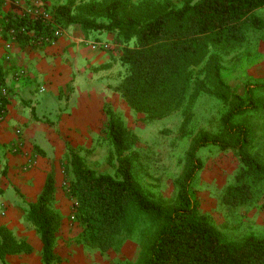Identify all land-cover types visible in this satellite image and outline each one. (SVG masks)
I'll list each match as a JSON object with an SVG mask.
<instances>
[{
    "label": "trees",
    "instance_id": "obj_1",
    "mask_svg": "<svg viewBox=\"0 0 264 264\" xmlns=\"http://www.w3.org/2000/svg\"><path fill=\"white\" fill-rule=\"evenodd\" d=\"M261 8L264 0H62L46 8L52 16L48 25L15 13L0 18L4 33L13 31L22 46L49 36L53 26L58 30L77 26L86 36L114 34L121 46L122 67L115 91L128 108L149 120L178 114L182 117L178 132L188 138L194 135L174 198L167 203L151 197L141 185L137 139L122 119L106 109L114 174H97L80 154L69 156L68 193L75 201L74 219L81 228L78 241L84 248L106 257L119 253L124 241L140 239L148 222L155 231L142 241L136 264H264V237L223 242L220 232L198 217L190 192L201 166L196 152L206 145L237 151L240 170L224 193L227 205L251 204V186L264 182V163L250 153L247 129L232 122L244 111V100L223 80L216 54L241 45L251 31L261 28L253 16ZM4 88L0 69V116L7 104L1 96ZM202 99L232 105L220 116L216 133L194 126L196 105ZM55 202L56 184L49 172L26 211V220L39 235L42 264H56L58 259L55 249L63 217ZM259 207L264 209V202ZM31 253V245L0 226L1 264ZM115 264L126 263L116 259Z\"/></svg>",
    "mask_w": 264,
    "mask_h": 264
},
{
    "label": "rangeland",
    "instance_id": "obj_2",
    "mask_svg": "<svg viewBox=\"0 0 264 264\" xmlns=\"http://www.w3.org/2000/svg\"><path fill=\"white\" fill-rule=\"evenodd\" d=\"M253 16L261 21V28L251 31L241 45L216 50V54L223 80L234 94L244 100V111L235 114L232 122L247 129L250 153L264 163V8L255 11ZM120 52L118 43L117 49L112 51L110 67L105 70V75L96 76L94 87L99 92V102H48L49 114L35 113L40 127L53 133L64 146L57 156L54 147L52 150L43 147L45 156H42L47 158L49 164V169L44 170L45 174H54L55 206L63 217L57 235L56 264H115L116 259L126 264H136L142 241L148 240L155 231V226L147 222L139 240L124 241L119 253L107 257L96 250L84 248L78 241L81 228L74 219L75 201L70 199L68 193L69 156L70 152L80 154L86 165L97 174H114L116 162L111 158L105 133L108 119L106 109L122 119L136 137L141 185L155 199L161 198L167 203L173 200L175 184L186 164V153L193 144L194 135L188 138L186 134L178 132L182 121L180 115L149 120L128 108L115 91L122 79L118 59ZM231 107V103L223 104L220 100H200L193 118L196 130L218 132L220 116ZM17 132L21 135L19 128L15 129V134ZM196 157L201 166L190 192L196 202L198 217L215 227L223 242H240L249 236L264 237V209L259 207L264 202V182L251 186V204L237 207L227 205L223 201L224 193L236 181L235 176L240 170L237 151H222L216 145H206L197 150ZM45 174L41 175L42 180ZM247 183L251 185L250 179ZM35 190L30 195L20 194L19 187L9 185L4 194L0 188V222L4 219L3 213L10 214L13 232L32 247L31 254L11 257L9 264H42L39 235L26 220L28 204L37 195ZM4 203L7 206L5 209Z\"/></svg>",
    "mask_w": 264,
    "mask_h": 264
},
{
    "label": "crops",
    "instance_id": "obj_3",
    "mask_svg": "<svg viewBox=\"0 0 264 264\" xmlns=\"http://www.w3.org/2000/svg\"><path fill=\"white\" fill-rule=\"evenodd\" d=\"M0 1V18L6 13L27 15L30 9L51 8L62 2ZM94 43L106 47L93 49ZM117 45L112 33L86 36L79 27L73 26L61 30L54 44L30 42L22 46L13 31L4 33L0 27V69L4 72L7 92L5 112L0 116V188L4 194L8 186L13 185L20 188V194L30 195L36 189L38 196L45 181L41 175L49 169L47 158L42 157L45 156L43 147L51 150L54 147L57 156L64 146L53 133L40 127L35 113L49 114L48 102H99V92L94 87L96 76L105 75ZM20 71L24 74L18 77ZM17 128L21 135L15 134ZM5 207L4 203L3 209ZM2 217L0 226L5 225L13 232L10 214L5 212Z\"/></svg>",
    "mask_w": 264,
    "mask_h": 264
},
{
    "label": "built area",
    "instance_id": "obj_4",
    "mask_svg": "<svg viewBox=\"0 0 264 264\" xmlns=\"http://www.w3.org/2000/svg\"><path fill=\"white\" fill-rule=\"evenodd\" d=\"M25 16H28L32 19H35V20H41L44 24H51V20H52V16L51 14L49 13L48 10L42 8V7H37L35 9H30L27 11V15L25 14ZM52 26V25H51ZM61 33V30H58L56 29L54 26L52 27V30H51V34L49 36H45V37H40L38 39H33L31 40L32 43H35L37 45H41V44H54L55 40L59 37ZM106 47L105 44H101V43H94L92 44V48L95 49L97 47ZM23 71H20L19 74H17V76H23ZM1 96L3 98H6L7 96V92L6 90L4 89L2 92H1ZM16 135H19V132L16 133Z\"/></svg>",
    "mask_w": 264,
    "mask_h": 264
}]
</instances>
